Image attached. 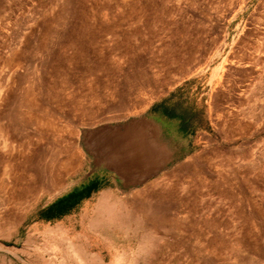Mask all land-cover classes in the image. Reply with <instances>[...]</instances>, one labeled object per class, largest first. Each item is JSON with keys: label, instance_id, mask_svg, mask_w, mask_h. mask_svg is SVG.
I'll use <instances>...</instances> for the list:
<instances>
[{"label": "rangeland", "instance_id": "374dc122", "mask_svg": "<svg viewBox=\"0 0 264 264\" xmlns=\"http://www.w3.org/2000/svg\"><path fill=\"white\" fill-rule=\"evenodd\" d=\"M0 264H264V0H0Z\"/></svg>", "mask_w": 264, "mask_h": 264}, {"label": "crops", "instance_id": "0c3cea01", "mask_svg": "<svg viewBox=\"0 0 264 264\" xmlns=\"http://www.w3.org/2000/svg\"><path fill=\"white\" fill-rule=\"evenodd\" d=\"M156 101V99L152 100L151 103ZM152 105V104H151ZM147 107V105H145ZM140 112L135 113V115L139 114ZM141 133L138 134V138L141 140L145 141H152V137L150 136L149 132L145 134V131H141ZM92 136L98 137V134L100 131L97 129H93L92 131ZM104 138H107V140L103 143L102 147H99L96 144H93V147H98L100 152H99V165H105L107 168L112 169L120 179L123 181L124 184L129 185V184H136L142 180L148 179V177H153V174L157 173L161 167V160H163V155H161L159 152L156 154V158L147 162H145V158H143V155L141 154H131L127 155L122 154V152H118L117 149H113V151H110V153L107 152L108 147H109V142L111 139V144H114V140L118 139V134L116 133L114 137H110V134H107L104 136ZM139 152V151H138ZM107 153V156H103L104 154ZM135 155V158L133 156ZM146 157L148 155H145ZM149 157V156H148ZM160 158H162L160 160ZM149 159H151L149 157ZM106 195V193H105ZM104 196V195H103Z\"/></svg>", "mask_w": 264, "mask_h": 264}]
</instances>
